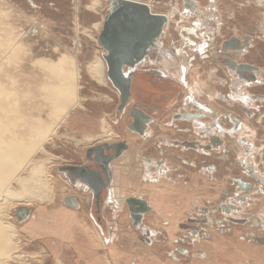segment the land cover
<instances>
[{"label":"rangeland","instance_id":"1","mask_svg":"<svg viewBox=\"0 0 264 264\" xmlns=\"http://www.w3.org/2000/svg\"><path fill=\"white\" fill-rule=\"evenodd\" d=\"M137 1L148 4L152 12L166 16L167 21L158 35L146 40L145 53L133 65L135 72L123 67L124 77L130 79V96L122 104L119 91L107 76L102 58L106 51L98 40L103 19L113 7L111 0H0V187L22 191L14 175L26 177L34 165L41 168L48 182L45 196L3 204L0 224L7 228L8 236L0 241V264H145L151 252L154 264H264V213L249 215L258 203L263 204L264 212V192L256 193L251 183L240 184L238 177L257 182V175V185L264 191V151L259 169L244 172L242 154L225 151L231 135L224 116L213 125V121L203 123L193 113L183 111L186 104L201 97L199 84L209 81V75L217 74L213 83L219 89L218 95H222L218 96L219 102L230 92L232 79L241 83L238 69L245 68L242 61L249 58L238 55L233 36L255 33L256 27L247 29L238 13L233 18L224 13L219 4L222 0ZM205 4L206 8L200 9ZM257 7L264 8L262 4ZM218 11V18H211ZM203 36L213 37L217 53L208 51L204 56L193 51L200 47ZM96 58L104 64V83H97L88 72V65ZM258 60L264 65V57ZM55 95L58 99H54ZM135 109L139 124L131 115ZM171 112L186 119L188 132L200 140L195 145L201 143L203 147V159L217 157V181L210 183L216 184L218 191L210 200L209 192L203 194L202 213L195 224L183 223L195 225L196 232L187 226L179 227L176 233L167 234L174 241L168 240L166 245L161 244L167 239L165 233L156 234L160 243L148 248L136 239L133 226L126 234L109 232L111 216L119 211L117 203H109L106 212L97 206L99 199L102 203L106 193L112 191L110 168L121 165L117 159L128 146L135 150L129 159L135 167L148 163L135 157L139 154L144 158L159 156L157 138L165 139ZM131 120L150 137L143 138L142 133L130 130ZM103 125L111 133L108 136H104ZM103 144L127 147L118 146L119 154L107 162V176L102 175L97 199L92 185L77 183L81 178L76 175L99 169V163L88 160L87 153ZM102 149L105 154H114L112 148ZM231 156L236 158L234 167ZM158 164L162 166V162ZM72 167L77 169L69 170ZM142 170L146 175L140 176L138 189L120 191L126 193V199L147 196L146 190L153 186L150 180L154 176L162 179L165 174L160 167ZM209 174L203 164L206 181ZM92 183L95 187L101 184ZM71 195L78 196L83 205L77 207L80 204ZM123 206L133 223L147 209L142 211L137 209L139 204H133L132 215L124 201ZM19 207L30 211L21 220L15 214ZM72 209L79 210L76 213ZM79 213L83 216L77 217ZM260 234L263 237H258Z\"/></svg>","mask_w":264,"mask_h":264},{"label":"crops","instance_id":"2","mask_svg":"<svg viewBox=\"0 0 264 264\" xmlns=\"http://www.w3.org/2000/svg\"><path fill=\"white\" fill-rule=\"evenodd\" d=\"M219 4L223 9L222 11H224V13L227 15L229 14L232 16V18L234 17L235 13H238L240 19H242V24L247 25V29L251 26L256 27L254 30L255 33H245L246 29H244V35L233 36L237 39L235 41L237 44L236 46L238 49V55L242 53L244 57L249 58L242 61V66L246 67L238 69L241 73V75H239V78H242L241 83H238L232 79L233 82L231 81L232 83L229 87L230 92L224 97L223 101L219 102L218 96L222 95H218L219 89L217 86H215L216 84L213 83V78H217V74L215 77H213V75H209V81L206 80L199 84L201 97L191 101L193 102L191 105L186 104L185 107H183L185 108L183 111L193 113V116L199 117L202 122L204 121L203 123H205L207 120L210 123L213 121V125H216L215 122L218 123L219 119H222L224 116V119L227 122L226 130L229 135H231V143L227 145L225 151L226 153L242 154L243 162H241V166L244 171L254 167L258 168V166H261L263 163L264 65H261L262 63L259 62L258 59L264 57V8L262 9L261 7H257V5L262 4L264 6V0H260L259 2H256V0H222L219 2ZM202 6L203 7H200V9H205L207 5L205 4ZM211 8H214V6L210 7V9ZM189 10L192 11L191 9ZM167 16L169 17V15ZM210 16L211 18L217 19L219 16V11L216 13V15ZM261 17H263V20H261ZM261 29H263V31H261ZM196 41L198 42L197 39ZM199 42L200 43L198 46L200 47H195L193 51L198 50L201 55L205 53L203 55L208 56V51L214 55L219 50L218 47L215 48L213 37H210L209 39L206 37L200 38ZM225 49L226 47L224 50ZM231 50V54H234L233 47ZM175 51L177 52L178 50L175 49ZM210 72L212 73V70ZM171 113L172 119L169 123H167L168 125L170 124V128L169 130H165V139L157 138V152L159 156H148V158H144V156L139 154L135 157L139 158V160L146 159L148 163L136 165L135 167L129 160L134 156L135 150L131 147V145L128 146L126 151L117 159L121 165L114 167L112 166L110 168L109 177L112 184V191L109 190L110 192L108 191L106 193L102 199V203L100 198L99 205H95H98L97 208L102 206L103 211L106 212L108 211L107 208L109 207V203H117V206H119L117 210L119 211H116L114 217L111 216L112 221L108 226L109 232L114 234H126L131 231L130 228L133 226L137 230L136 239H139L140 242L146 245L148 248L153 247L154 244L160 243L156 238V234L165 233V237L167 239L162 241L161 244L165 242L166 245L172 239V241H174V238H171V236L168 237L167 234L171 235L176 233L179 227L186 228L187 226L193 230L192 232H196L197 227L195 225H186L183 223L188 221V223L193 222L195 224L196 220L200 218L202 213L201 200L203 194L205 192H209L210 200V198L213 199L215 197L214 195L218 191L216 184L210 183L217 181V157L215 156V158H212L211 155L210 159H203V147L201 146V143L195 145V142H200V140L195 138V136L192 137V133L188 132V122H185L186 124H184V120L186 121V119L181 120L178 117L179 115L176 116L173 114L174 112ZM177 119L178 121H174ZM180 124L184 127H179ZM209 127L211 128V126ZM194 134L196 135L197 133L194 132ZM140 136L143 138L150 137V135L148 136L146 133H142ZM161 144H165V147H160ZM233 156H231V158ZM161 158H164V160ZM235 159L236 158H232L230 162L233 164V167L235 165ZM159 161L162 162V166H159ZM203 164L207 166V169L210 172L209 178L207 179L208 181L205 180L207 175H205L206 177L203 176ZM159 167L163 168L164 171L162 172H165L164 177H162V179H165V186L162 183L163 180L157 178L158 176H154L152 179L153 181L150 180V183L153 186L146 190L147 196L139 195L140 197H138L146 202L147 212L145 211V213L141 215L139 221L133 223V221L131 222L128 215L125 214V211L123 210V201L125 202L126 193L124 194L120 191H125L127 188H129L131 191L138 189L136 186H139L140 176L142 173L146 175V172H143L142 168H150L155 170L159 169ZM238 177L240 184H245L246 186L251 183L250 185H252L253 188L255 187L257 190L256 193L264 192L263 190L260 191V188L262 189V187L257 185V183L260 184V179H258L257 175L255 176V178H257V182L246 177ZM78 178L79 177H77V179ZM77 183L85 184V182H83L81 179H78ZM117 184H119L121 187ZM115 187L118 188L117 192L113 191V188ZM116 194H118V196ZM71 197L75 202L80 204L77 205V207L83 205L81 199L78 198V196L71 195ZM256 199L259 201L263 200L259 197ZM258 204L259 205H257V207L255 206L256 208H252L253 210L249 213L250 216L255 217L264 213L262 210L263 204ZM72 210L78 212L79 209ZM103 215L106 216L108 214ZM76 216H83V214L79 213L76 214ZM249 231L251 232L252 230ZM258 237L263 236L260 234ZM121 239L123 242L122 237ZM243 242H245L244 238ZM247 244L250 248V241H248ZM184 248L186 250L188 249L186 246H184ZM145 258H147L145 259V264H154V252L147 253ZM190 264L201 263L191 262ZM208 264L212 263L210 262Z\"/></svg>","mask_w":264,"mask_h":264},{"label":"water","instance_id":"3","mask_svg":"<svg viewBox=\"0 0 264 264\" xmlns=\"http://www.w3.org/2000/svg\"><path fill=\"white\" fill-rule=\"evenodd\" d=\"M112 9L103 19L102 30L99 33L98 40L100 47L106 51L102 54V58L107 66V76L114 87L119 91L122 104L126 103L130 96V79L124 77L121 66L127 63L129 66L137 60V58L145 53L146 40L155 37L161 31L163 25L167 21V17L162 14H157L151 11L148 4L137 0H111ZM139 57V58H140ZM136 59V60H135ZM139 113L137 109L132 112L135 118V113ZM125 144L108 145L103 144L105 150L112 148L114 154H105L102 147L91 148L87 153V158L91 162L99 163V169L86 171L84 175L77 174L83 182L92 185L93 195L99 199L103 184V176H107V162L115 158L119 151L117 147ZM93 153V156L91 155ZM88 168H80L85 170ZM77 168L72 167L69 170L75 171ZM71 176V175H70ZM73 177V176H71ZM88 177V178H87ZM93 181H97L98 187L93 185ZM71 200V197L68 198ZM129 211L133 215V204H139L140 210L147 208L146 202L141 198L125 199ZM144 209V211H145ZM147 210V209H146ZM136 211V209H134ZM29 209L19 207L15 210L18 220L28 216ZM140 218V216H135Z\"/></svg>","mask_w":264,"mask_h":264},{"label":"bare ground","instance_id":"4","mask_svg":"<svg viewBox=\"0 0 264 264\" xmlns=\"http://www.w3.org/2000/svg\"><path fill=\"white\" fill-rule=\"evenodd\" d=\"M99 26V25H98ZM88 72L90 73L91 77L97 81V83H104L105 81V70H104V64L100 58H96L90 65H88ZM63 99H67L65 97H62ZM54 99H58L57 95L54 96ZM104 130V136H108V129L103 125ZM21 153V152H20ZM1 159V157H0ZM3 160V159H2ZM4 162V160H3ZM43 170V169H42ZM41 171V168L38 165H34L27 174L26 177H16L14 175V179H16V183H18V186L21 187L22 191L16 193V191H8L5 188L0 187V213L1 209L3 208V204L8 201H14L15 203L26 201L28 202L29 197L35 199V197L40 198L41 195H43V191H47L48 182L46 181V178ZM48 179V178H47ZM45 196V194H44ZM43 196V197H44ZM42 197V198H43ZM37 198V199H38ZM41 198V200H42ZM143 211V210H142ZM140 212V211H139ZM1 222V221H0ZM6 227V226H5ZM8 227V226H7ZM11 232V231H10ZM9 232V233H10ZM12 234V233H11ZM13 235V234H12ZM8 236L7 235V228H4L3 224H0V241L3 242L4 238Z\"/></svg>","mask_w":264,"mask_h":264},{"label":"flooded vegetation","instance_id":"5","mask_svg":"<svg viewBox=\"0 0 264 264\" xmlns=\"http://www.w3.org/2000/svg\"><path fill=\"white\" fill-rule=\"evenodd\" d=\"M136 60V59H135ZM138 60H140L139 59V57L137 58V60L136 61H138ZM133 62V64H131V66H129L127 63H124L122 66H121V68L123 69V67H128L129 69H130V71H132L133 70V72H135V69H134V67H133V65L134 64H136L137 62ZM230 67L232 66V65H229ZM132 68V69H131ZM153 71H151V73H152ZM132 82V81H131ZM138 115V114H137ZM135 116L136 117V120L135 121H138V124H139V120H138V116ZM130 117H131V115H130ZM132 121V123H133V120H131ZM130 123V125H128V127L129 126H132V127H129L130 128V130H135V132H138L139 134H141L142 133V129H138V124H137V122L136 123ZM131 128H136V129H131ZM225 208H227V207H225Z\"/></svg>","mask_w":264,"mask_h":264}]
</instances>
